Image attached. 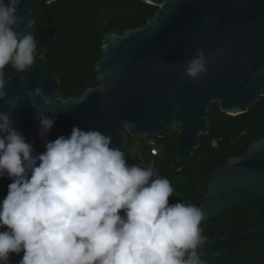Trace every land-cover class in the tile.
Returning a JSON list of instances; mask_svg holds the SVG:
<instances>
[{
	"label": "water",
	"instance_id": "obj_1",
	"mask_svg": "<svg viewBox=\"0 0 264 264\" xmlns=\"http://www.w3.org/2000/svg\"><path fill=\"white\" fill-rule=\"evenodd\" d=\"M143 1L164 6L143 28L118 34L108 27L103 57L95 65L99 85L86 89L81 98L62 100L59 81L45 74L42 62L26 73L5 76L7 97L0 99V111L11 115L35 154L45 151L37 111L48 107L54 111L48 115L56 119L49 141L70 135L75 126L111 135V146L124 151L129 145L125 126L131 137H160L176 125L180 132L176 156L182 165L209 131L213 101L223 113L239 116L264 96V0ZM38 2L51 4L21 0L19 14L25 21L18 30L30 25L38 45L48 47L61 29L35 26L32 15ZM198 52L204 54L206 70L192 79L185 69ZM37 87L51 97L49 105L29 96ZM208 184L209 195L196 205L206 213L205 222L245 204H264V132L245 156L213 170ZM243 228L224 238H208L202 259L231 252L246 240L264 242V225L248 233Z\"/></svg>",
	"mask_w": 264,
	"mask_h": 264
},
{
	"label": "clouds",
	"instance_id": "obj_2",
	"mask_svg": "<svg viewBox=\"0 0 264 264\" xmlns=\"http://www.w3.org/2000/svg\"><path fill=\"white\" fill-rule=\"evenodd\" d=\"M20 4L0 0V99L7 97L4 67L26 73L37 62L30 25L18 30ZM205 63L198 52L186 75L196 79ZM28 94L51 103L40 87ZM48 113L53 109L37 111L45 151L35 154L0 111V178L12 181L0 201V264L21 253L18 264H204L202 208L169 203L171 182L151 166L129 164L111 135L74 126L49 141L56 119Z\"/></svg>",
	"mask_w": 264,
	"mask_h": 264
},
{
	"label": "trees",
	"instance_id": "obj_3",
	"mask_svg": "<svg viewBox=\"0 0 264 264\" xmlns=\"http://www.w3.org/2000/svg\"><path fill=\"white\" fill-rule=\"evenodd\" d=\"M160 8L143 0H57L46 4L38 2L33 7L36 27L58 26L61 34L48 47L37 44V61L48 65V74L60 81L62 100L81 98L86 89L99 85L96 63L103 57V42L108 34L106 26L113 23L112 30L118 34L145 27ZM105 22V23H102ZM43 57V60H40ZM16 70L6 65L5 74ZM208 133L200 137V145L189 161L180 165L176 148L180 132L169 129L157 139L160 155L154 157L145 144L143 152L145 167L151 166L162 178H167L174 189L169 203L184 202L200 205L209 195L210 173L226 165L234 157H243L250 146L264 132V96L245 114L231 116L214 103L209 108ZM134 137L124 150L129 164L132 162ZM216 143V145H214ZM7 177L0 178V201L7 195ZM244 224L243 233L264 225V204H245L211 221H202L201 229L211 225L215 231L228 236ZM11 255L10 263L18 264L21 256ZM204 264H264V242L246 240L231 252L216 253Z\"/></svg>",
	"mask_w": 264,
	"mask_h": 264
},
{
	"label": "rangeland",
	"instance_id": "obj_4",
	"mask_svg": "<svg viewBox=\"0 0 264 264\" xmlns=\"http://www.w3.org/2000/svg\"><path fill=\"white\" fill-rule=\"evenodd\" d=\"M159 8H162L164 6V2L160 3L159 5H157ZM105 23V22H102ZM217 103L219 104V102L217 101H213L212 104ZM178 125V124H177ZM172 129H178L176 125H173ZM124 133L125 135L128 137L130 136L129 133V128L127 126H125L124 128ZM134 141H133V148H132V162L136 163V164H140L141 166L145 167V157H144V153L143 152V146L146 144L147 146L149 145V143L154 142L157 145V139L159 138V136L156 137H145V136H139V137H134ZM214 145H216V143H214ZM158 147V146H157ZM159 148V147H158ZM160 149V148H159Z\"/></svg>",
	"mask_w": 264,
	"mask_h": 264
},
{
	"label": "flooded vegetation",
	"instance_id": "obj_5",
	"mask_svg": "<svg viewBox=\"0 0 264 264\" xmlns=\"http://www.w3.org/2000/svg\"><path fill=\"white\" fill-rule=\"evenodd\" d=\"M112 26H113V23L108 24V25L106 26V30L108 29V27H111V29H112ZM47 27H55V28L60 29V27H58V26H54V25H49V26H47ZM42 28H46V27H42ZM61 33H62L61 31L58 33V35L56 36L54 42L56 41V39L58 38V36H59ZM106 36H107V35H106ZM37 62H42V63L44 64V66H45V74H46L47 76L52 77V78H54V79H57V80L59 81V79H58L54 74H48V73H47V71H48V65H47L46 63H44L43 61H37ZM15 73H16V72H15ZM15 73H14V74H15ZM12 75H13V74H12ZM5 76H7V75L5 74ZM10 76H11V75H10ZM59 85H60V81H59ZM206 222H207V221H206ZM242 225H244V224H242ZM243 229H244V228H243ZM203 234L206 235L208 238L211 237L213 240H215L218 236H219L220 238H224V237H226V236H223L220 232L215 231V229H214L211 225H208V226L205 227V229L203 230ZM213 256H214V255H213ZM213 256L208 255L207 258L204 260V262H205L207 259H211Z\"/></svg>",
	"mask_w": 264,
	"mask_h": 264
},
{
	"label": "built area",
	"instance_id": "obj_6",
	"mask_svg": "<svg viewBox=\"0 0 264 264\" xmlns=\"http://www.w3.org/2000/svg\"><path fill=\"white\" fill-rule=\"evenodd\" d=\"M148 147L150 149V153L152 156L158 157L161 154L160 149L157 147V145L154 142L149 143Z\"/></svg>",
	"mask_w": 264,
	"mask_h": 264
},
{
	"label": "bare ground",
	"instance_id": "obj_7",
	"mask_svg": "<svg viewBox=\"0 0 264 264\" xmlns=\"http://www.w3.org/2000/svg\"><path fill=\"white\" fill-rule=\"evenodd\" d=\"M236 113H237V112H234V113L231 112V114H236Z\"/></svg>",
	"mask_w": 264,
	"mask_h": 264
}]
</instances>
